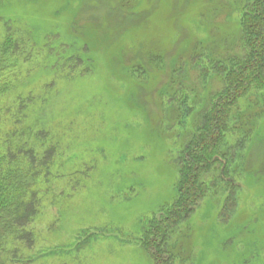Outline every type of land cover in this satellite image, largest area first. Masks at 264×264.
<instances>
[{
    "label": "rangeland",
    "instance_id": "374dc122",
    "mask_svg": "<svg viewBox=\"0 0 264 264\" xmlns=\"http://www.w3.org/2000/svg\"><path fill=\"white\" fill-rule=\"evenodd\" d=\"M244 2L0 0V31L10 21L37 45L28 62L30 76L41 85L56 81L45 110L53 134L67 145L60 161L69 175L29 226L37 237L32 252L40 255L33 264H153L140 245L143 223L173 201L179 178L176 122L182 112L167 97L179 87L189 89L188 105L197 109L194 128L202 121L208 94L223 80L213 74L208 84H198L201 72L192 59L203 52L212 58L239 51ZM46 44L48 52L38 55ZM63 44L66 50L55 51ZM59 57H71L79 67L72 73L47 71L46 64ZM156 57L162 64H152ZM259 100L251 97L248 113L255 117L243 118L256 129L244 150L235 212L224 213L227 197L214 193L179 237L192 264H264ZM192 124L182 133L184 142ZM77 169L83 174L73 189L69 178Z\"/></svg>",
    "mask_w": 264,
    "mask_h": 264
},
{
    "label": "trees",
    "instance_id": "16d2710c",
    "mask_svg": "<svg viewBox=\"0 0 264 264\" xmlns=\"http://www.w3.org/2000/svg\"><path fill=\"white\" fill-rule=\"evenodd\" d=\"M241 9L239 51L212 58L203 52L192 59L201 72L198 84H208L213 74L223 80L221 87L208 94L202 121L194 128L197 109L188 105L189 89L179 87L167 97L182 112L176 122L181 130L176 155L179 178L173 201L143 223L140 245L153 264H192L189 252L178 244L179 237L189 228L195 210L214 193L226 195L224 213L236 210L244 150L256 129L254 124L246 126L243 118L255 114L248 113L251 97L264 104V0H245ZM66 46L55 51L66 50ZM49 47L41 46L37 54H45ZM35 49L32 38L10 21L0 31V264L39 260L40 255L32 252L37 237L29 226L41 216L46 201L57 197L59 182L69 175L67 164L60 161L67 145L63 147L53 134L51 113L45 110L47 94L56 81L41 85L39 78L30 76L33 70L28 62ZM159 60L162 64L157 57L151 62ZM46 67L47 71L72 73L79 66L71 57H59ZM189 122L192 136L184 142L182 133ZM82 174L78 169L70 174L73 189L79 187Z\"/></svg>",
    "mask_w": 264,
    "mask_h": 264
}]
</instances>
